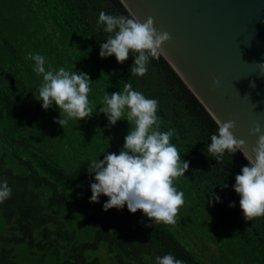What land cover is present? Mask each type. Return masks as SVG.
<instances>
[{
  "label": "trees",
  "instance_id": "trees-1",
  "mask_svg": "<svg viewBox=\"0 0 264 264\" xmlns=\"http://www.w3.org/2000/svg\"><path fill=\"white\" fill-rule=\"evenodd\" d=\"M8 1L11 12H0V182L12 192L0 203V264H103L98 252L116 264H156L166 254L207 264L167 224L127 205L105 211L103 194L90 202L91 160L117 153L131 127L127 120L111 125L100 101L126 82L158 101L160 130H174L170 142L189 162L174 186L193 193L212 216L215 261L264 264V217L245 220L234 190L236 175L249 165L243 153L226 152L217 161L207 152L219 125L162 54L150 58L143 77L131 76L133 55L124 63L100 56L111 34L98 25L99 13L132 17L121 1ZM30 53L45 57L46 70L65 67L90 77L92 116L70 120L65 129L55 122L58 107L45 110L35 98L43 77L33 71Z\"/></svg>",
  "mask_w": 264,
  "mask_h": 264
},
{
  "label": "clouds",
  "instance_id": "clouds-1",
  "mask_svg": "<svg viewBox=\"0 0 264 264\" xmlns=\"http://www.w3.org/2000/svg\"><path fill=\"white\" fill-rule=\"evenodd\" d=\"M98 25H104V32L111 34L101 45L100 56L114 55L119 63H124L130 55L135 56L131 76L143 77L148 71L150 58L159 59L162 45L171 40L167 31L156 29L151 16L142 22L137 16H114L101 11ZM27 59L34 61L33 71L43 77L35 98L42 101L45 110L53 105L58 107L61 118L56 123L65 129L70 120L80 121L92 116L88 99L92 81L87 74L72 72L65 67L46 70L45 57L40 54L30 53ZM256 65L259 73L264 75V63ZM252 86H255L254 82ZM100 105H103L100 113L107 116L111 125L127 120L131 127L119 154L105 153L103 160H91L87 172L94 174L95 182L91 183L90 202H99L103 194L109 198L103 205L105 211L127 205L129 212L142 211L155 224H175L185 201L184 193L177 190L174 181L185 176L189 162L181 159L177 147L170 142L174 130H160L158 101L133 90L132 84L126 82L121 91L106 93ZM235 128L233 120L221 122L217 133L211 136L207 152L217 161L226 152L231 155L242 152L248 160L249 165L242 167L241 174L235 177L234 190L240 197L245 220L251 221L264 217V130L259 123L250 129L249 134L258 139L249 149L245 140L234 135ZM11 192L6 180L0 182V203L10 198ZM215 199L218 202L220 198ZM156 264L184 262L166 254L157 256Z\"/></svg>",
  "mask_w": 264,
  "mask_h": 264
},
{
  "label": "water",
  "instance_id": "water-1",
  "mask_svg": "<svg viewBox=\"0 0 264 264\" xmlns=\"http://www.w3.org/2000/svg\"><path fill=\"white\" fill-rule=\"evenodd\" d=\"M120 1L171 35L162 56L218 125L235 121L234 135L254 147L250 129L264 130V0Z\"/></svg>",
  "mask_w": 264,
  "mask_h": 264
},
{
  "label": "rangeland",
  "instance_id": "rangeland-1",
  "mask_svg": "<svg viewBox=\"0 0 264 264\" xmlns=\"http://www.w3.org/2000/svg\"><path fill=\"white\" fill-rule=\"evenodd\" d=\"M11 10L12 3L8 0H0V12L9 13ZM121 149L122 146L116 154ZM177 190L184 193L185 203L178 211L176 223L167 224V226L186 247L193 249L207 264H220L221 262L215 261L217 256L216 244L209 238V233L213 234L216 230L210 224V220L213 219L212 216L201 207L193 193L182 187H178ZM98 254L103 264L110 262L116 264L114 261H109L103 252H98Z\"/></svg>",
  "mask_w": 264,
  "mask_h": 264
}]
</instances>
